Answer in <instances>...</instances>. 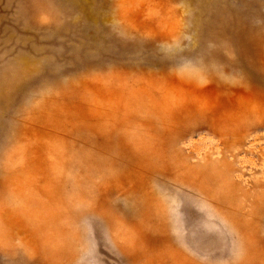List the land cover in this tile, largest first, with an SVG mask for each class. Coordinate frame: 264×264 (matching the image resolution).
I'll list each match as a JSON object with an SVG mask.
<instances>
[{
  "label": "rangeland",
  "instance_id": "374dc122",
  "mask_svg": "<svg viewBox=\"0 0 264 264\" xmlns=\"http://www.w3.org/2000/svg\"><path fill=\"white\" fill-rule=\"evenodd\" d=\"M0 264H264V0H0Z\"/></svg>",
  "mask_w": 264,
  "mask_h": 264
}]
</instances>
